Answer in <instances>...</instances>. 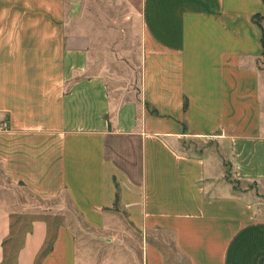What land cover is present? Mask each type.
Returning a JSON list of instances; mask_svg holds the SVG:
<instances>
[{"label":"crops","instance_id":"obj_1","mask_svg":"<svg viewBox=\"0 0 264 264\" xmlns=\"http://www.w3.org/2000/svg\"><path fill=\"white\" fill-rule=\"evenodd\" d=\"M139 11L141 90L122 101L91 72L86 32L69 34L66 0H0V193L44 202L0 197V264L17 214L39 216L14 264H94L76 228L44 216L65 197L107 240L140 233L146 264H166L161 236L188 264H264V0Z\"/></svg>","mask_w":264,"mask_h":264},{"label":"rangeland","instance_id":"obj_2","mask_svg":"<svg viewBox=\"0 0 264 264\" xmlns=\"http://www.w3.org/2000/svg\"><path fill=\"white\" fill-rule=\"evenodd\" d=\"M69 34L75 35L85 31L89 36L88 44L91 47V72L105 77L111 96L123 100L139 97L141 90V75L143 65V36L144 28L139 11L140 0H66ZM132 2V3H130ZM231 175V174H230ZM1 181L6 179L0 176ZM229 181L236 184L229 176ZM7 187V188H6ZM4 196L20 203L43 205L23 185H7ZM67 207L56 210L57 214H45L51 221L55 220V228L60 225L71 224L76 228L77 238L91 255L94 264L116 259V264H146L144 258L143 236L138 232L124 233L115 231L102 235L91 229L75 211L70 201L63 200ZM57 204L58 201L51 203ZM264 209V202L259 204ZM47 206V205H46ZM48 207V206H47ZM58 208V207H57ZM52 208V209H57ZM120 210V209H119ZM263 211V210H261ZM39 215H15V230L7 251L10 254V263L13 264L16 251L22 243L25 232L31 221ZM57 232H53V236ZM149 242L156 245L163 252L166 264H188L173 246L171 241L161 236L160 241L149 238Z\"/></svg>","mask_w":264,"mask_h":264},{"label":"trees","instance_id":"obj_3","mask_svg":"<svg viewBox=\"0 0 264 264\" xmlns=\"http://www.w3.org/2000/svg\"><path fill=\"white\" fill-rule=\"evenodd\" d=\"M261 18H263V17H261V15H255V16L253 17V19H254L255 21H257L259 24H260V20H261ZM262 43H263V49H264V33H263V36H262ZM263 56H264V51H263ZM55 238H56V235L53 236V239L49 242L47 248H46L45 251L43 252V256H45L46 254H48V253L53 249ZM5 244H6V242H5ZM9 256H10V254L7 252V253L5 254V262H4V264H9V263H10V258H9ZM15 261H16V257H15V260H14L13 264L15 263Z\"/></svg>","mask_w":264,"mask_h":264}]
</instances>
